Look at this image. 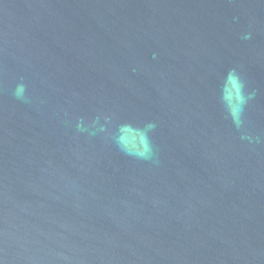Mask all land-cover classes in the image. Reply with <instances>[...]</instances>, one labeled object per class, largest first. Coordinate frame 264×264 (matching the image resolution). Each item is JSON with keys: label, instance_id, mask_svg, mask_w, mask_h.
<instances>
[{"label": "water", "instance_id": "water-1", "mask_svg": "<svg viewBox=\"0 0 264 264\" xmlns=\"http://www.w3.org/2000/svg\"><path fill=\"white\" fill-rule=\"evenodd\" d=\"M0 264H264V0H0Z\"/></svg>", "mask_w": 264, "mask_h": 264}]
</instances>
